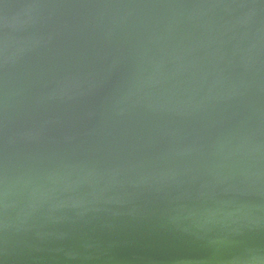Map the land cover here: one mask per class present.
Segmentation results:
<instances>
[{"label": "water", "instance_id": "water-1", "mask_svg": "<svg viewBox=\"0 0 264 264\" xmlns=\"http://www.w3.org/2000/svg\"><path fill=\"white\" fill-rule=\"evenodd\" d=\"M0 264H264V0H0Z\"/></svg>", "mask_w": 264, "mask_h": 264}]
</instances>
